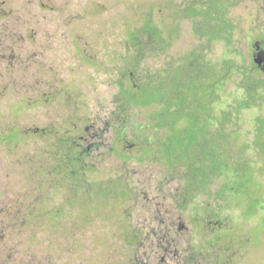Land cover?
<instances>
[{
  "label": "rangeland",
  "instance_id": "1",
  "mask_svg": "<svg viewBox=\"0 0 264 264\" xmlns=\"http://www.w3.org/2000/svg\"><path fill=\"white\" fill-rule=\"evenodd\" d=\"M260 5L264 0H0V264H130L135 253L128 242L134 235L125 225L140 229L150 215L161 218L162 210L175 208L177 191L186 185L183 173L188 168L167 166L165 160L183 161L180 155L186 150V157L194 161L190 170L201 184L213 171L206 131L196 144L185 148L179 142L181 130L189 134L187 140L191 142L196 131L211 123H228L225 129L229 138L223 133L225 146L218 147L225 182L238 192L248 187L258 205L251 209L256 200L246 198H240V204L227 202L225 213L231 215L233 227H217L213 232L208 220L200 219L197 227L192 209L210 204L207 209L200 208L201 214H219L215 203H226L213 193L223 178L210 183L206 193L196 191L191 209L185 213L178 209L188 226L176 235L181 247L179 258L187 257L192 245L199 264L211 261L215 252L221 254L226 248H231L238 264H264V89L260 90L263 99H258L245 87L253 89L259 77L251 68V49ZM180 6L187 7L185 13ZM226 13L234 22L231 38H224L222 33ZM147 17L162 29L167 42L159 49L156 41L142 34L149 53L140 66L174 71L163 79L159 91L178 109L172 116V127L168 126L174 133L171 140L158 143L161 158L143 159L133 149L132 159L126 163L120 154L109 151L116 131L111 129L103 134L98 169L87 173V183L69 171L71 157L67 153L71 147L65 140L27 160L49 144L40 129L49 125L64 129L60 121L72 115L76 94L79 118L95 129H104L106 115L119 104L116 82L129 50V34ZM261 20L264 23V13ZM227 48L236 51L232 57L240 67L236 69L239 75L232 74L229 80L222 65L229 54ZM135 80L139 82V77ZM125 83L132 84L128 77ZM65 86H71L69 93L48 102V94ZM126 94L122 101H126ZM31 100L37 104L31 105ZM198 110L200 117L194 114ZM147 111L132 107L128 112L134 124H145L148 119L153 125L154 112L145 115ZM14 133L19 136L16 142L12 141ZM167 133L164 129L157 135ZM134 139L128 132L127 139L116 145L126 151ZM168 146L173 154L166 157ZM144 150L151 155L147 147ZM202 153L207 156L200 158ZM44 156L55 165V171L69 174L67 181L76 182L73 189L78 192H71L74 190L67 182L57 193H49L48 207L68 202L62 219L54 222L51 213L41 215L36 219L40 226L48 223L46 228L36 230L33 224L21 231L11 214L44 194L39 188V174L27 167L30 162L39 168ZM120 179L132 194L131 200L122 204L116 184L102 188ZM148 198L161 203L154 206ZM243 214L253 216L245 218ZM144 240L143 235L141 242ZM144 245L142 242L141 247ZM137 251L143 259L144 249ZM169 264H174L173 260Z\"/></svg>",
  "mask_w": 264,
  "mask_h": 264
},
{
  "label": "flooded vegetation",
  "instance_id": "2",
  "mask_svg": "<svg viewBox=\"0 0 264 264\" xmlns=\"http://www.w3.org/2000/svg\"><path fill=\"white\" fill-rule=\"evenodd\" d=\"M196 6L197 5L194 4V7ZM263 13H264V5H260L257 8L258 30L252 41V49H251L252 60H253V64L251 68H252V71L254 73H257L259 76L258 79L256 78L254 82L252 94L254 95L255 98H258V99H263V96H264V95L262 96V93H260V90L264 89V79L262 78V76L264 75V23L261 20V15H263ZM226 15L227 13L225 14V25L228 22L227 21L228 17ZM230 24H234V22L231 19H230ZM198 28L199 26L196 27V29ZM158 32H159V37L158 39H156V42L158 43V47L160 49L164 47L167 40L163 38L162 29L158 28ZM142 34H147V33H145L144 31L137 32V35L139 37H142ZM223 37L226 38V35ZM206 50H207V47H206ZM206 50H205V54L207 53ZM225 76H226V73H225ZM121 77H119L118 81L116 82L119 89L123 88L121 83H125V78H121ZM121 80L123 82H121ZM136 83L138 82L136 81ZM70 88L71 86L70 87L65 86L63 87V89L54 91V94L53 92L51 94H48L49 95L48 102L50 100H54L55 98H60L62 93L64 94H66L67 92L69 93L68 90ZM77 100H78V95L76 94L74 107L72 108V115L60 121V124L62 125V127L64 126V129L62 131L57 129L56 125L55 126L49 125L45 128L40 129V131L42 132V135L48 137L49 144L46 147V149L37 151L36 154L27 157V160L33 159V157H35L38 154H41V153L45 154L47 150H49L52 147V145L59 146L58 145L60 143L59 141L65 140L66 142H69V145L71 147L70 152L67 153L71 157L70 164H72L73 162L77 164L76 167L78 168L79 172H82L84 168H86V170L88 171H96L98 169L97 162L99 161V158H98L99 149L103 147V144H104L103 134H106V132H108V130H111V129H113L114 131L115 128L113 127V124L115 123V120H114L115 117L119 116V119H122L126 117V114H128L131 124L137 125V123L134 124L131 120L132 113L131 112L126 113L125 111H123L122 108H120V104H118L117 107H114L106 115L105 122H104L105 124L104 129H101V130L95 129V125H89L83 120L82 117L79 118L77 112L80 110V108H78L79 102ZM33 103H35L34 105L37 104L36 101L31 100L30 104L33 105ZM150 111L153 112L152 110L148 109L145 115ZM156 113H157V118L155 119L156 122H154L153 125H151L149 120L146 119L145 117L146 123L141 124L143 126L142 131L137 133L133 128L129 129V132L133 135V138H135L131 142L132 145L129 146L130 148L127 147L126 151H121L120 149H118V146L116 145V140H117L116 134L114 133V138L112 141L113 143L109 146V151L117 152L118 154H120V156L124 159L126 163H128L129 160L132 159L131 150L133 149H136L139 152L140 155L137 157L144 155L147 159L148 158L149 159L159 158L160 156L157 155V153L159 152L158 143H160L161 140L167 141L169 133H167L165 136H161V134L157 135V133L161 130H164V128L157 129L155 127L160 126L161 124L164 125V123L168 121L172 124L173 119H174V117L172 116L178 113V109L176 108V106L172 105V111L169 115V113H167L164 110V108H162V104H161V106L158 108ZM167 116H170V117L168 118ZM38 131H39L38 129L35 130V133H37ZM12 135L13 136L15 135L14 138H16V140L14 141L16 142L17 139L19 138L18 134L14 133ZM126 139H127V136L124 138V140ZM144 147L148 148V151L151 154L150 156L148 152L144 150ZM45 157L46 156H44L43 161H40V165L45 166V167H50L51 162H48L47 160H45ZM73 158H75L74 161H72ZM91 158L94 159V161H91ZM165 162L167 163V166L173 167L171 165V162L166 161V160ZM27 165H29V168H31L35 173L36 171H39V168H34V165H30V162ZM111 183L109 184L111 185ZM177 192L178 193L175 199L176 203H174L175 208L173 207L171 211L162 210L161 218H159V215H156V216L150 215V217L147 219L149 220L148 223H146L144 227L140 229L139 228L131 229L129 223L125 225L126 231L130 229L134 235V240L131 243H129L127 239V242L129 244L128 247L130 251L131 252L133 251L135 253L134 258L130 260V264H169L171 260H173L174 264H199L198 261L196 262L195 260V258H197L194 255L195 254L194 252H196V250L193 248L192 245L188 246L187 257L179 258L178 252L181 247L179 245L180 244L179 241L176 239V235L180 234V232L184 231V229H186L188 226L184 221L180 219L181 215L183 214L179 215L178 211L181 210V212L185 213V211L190 210L191 205L195 204L196 199L189 198L186 194L185 195L181 194L180 190H178ZM129 193H130V196L126 199V201L131 200V196H132L131 190L129 191ZM147 200L154 206L160 205L161 203V201L157 199H153V198H148ZM223 201L226 204H223L221 206H216V209H215L219 211V214L217 212H214L212 215L209 213L207 214V212H205V214L202 215L200 212V208L207 209V207L211 206L210 204L209 206L207 204H204L202 205V207L200 206L198 207L194 205V209H192L193 211L192 216L196 218L195 221H198L197 222L198 228L200 226L199 225L200 219L208 220L212 224V227L214 229L213 232L215 231V228L217 227H220V228H224V227L232 228L233 227L232 226L233 224L229 223L231 220L230 218L231 215H228L225 213L228 200L226 198V199H223ZM162 203H165V201L164 202L162 201ZM235 217L239 220V218L236 215ZM217 234H220V233H217ZM143 235L145 237V240L142 242L145 243V245L141 247V244H142L141 237ZM221 235L223 234H220V236ZM217 239L218 237L215 238V240ZM138 249H144L145 256L143 259L139 257V254L137 251ZM173 257H175L176 260ZM236 259H237V256L234 257L231 254V248H226L222 250L221 254L215 252L211 261L205 262V263L202 262V263L203 264H238V262H236L237 261Z\"/></svg>",
  "mask_w": 264,
  "mask_h": 264
},
{
  "label": "trees",
  "instance_id": "3",
  "mask_svg": "<svg viewBox=\"0 0 264 264\" xmlns=\"http://www.w3.org/2000/svg\"><path fill=\"white\" fill-rule=\"evenodd\" d=\"M193 7H194V4H193ZM179 9L181 12L183 11L185 13L184 10H186L187 7L180 6ZM227 21L228 22L226 23V27L224 30H222V33L225 32L226 38H231L233 30H234V24H230L229 18L227 19ZM143 23L144 25L140 29L139 28H137L138 30L132 29L131 30L132 33H130L129 35V40H128L129 50L124 55L126 59L124 61V66L121 71V76H122L121 78L128 77L130 81L132 82V84L127 85L126 83H121L123 88L119 89L118 103L120 104V108H122L123 111H125L126 113L132 107H135L138 109L148 108L152 110L153 112H155L154 114L151 115V118L156 119L157 118L156 111L161 106V104H162V108H164V110L167 113H169V115L172 111L173 104L169 102L167 103L165 101V97L163 93L159 91V89H161V86H163V82H164L163 79L167 77H171L174 74V71L172 73L168 72V69H167L168 67L164 69H158L155 71H152V69L141 68L140 62H142L146 58V56L149 53V49L146 46V41H143L141 39L142 37H139L137 35V32L144 31L145 33L148 34L149 38L154 41H156V39H158L159 37L158 27L153 23V19L151 17H147ZM130 48L133 49V51H131ZM227 50L229 51V54L223 59L224 61H222V65L224 67L226 77L229 80L232 77V74H237L236 69L240 70V67L237 64V61L235 60V58L232 57V54L236 56V53L232 52L233 50L231 49H227ZM224 63H226V67ZM182 69L183 68H180V70ZM163 71L166 74H163ZM243 73H248V72L244 71ZM249 75H250V72H249ZM138 77H139V82L136 83L135 78H138ZM121 82L123 81L121 80ZM245 87L247 91L253 90L251 89V87H247V85H245ZM125 91L127 92L126 95L128 97L126 96V101H122V96H124ZM212 113L214 114L213 110H212ZM194 114L196 117L201 116V113L199 110L196 111ZM167 117L169 118L170 116H167ZM114 120H115V123L113 125L115 126V129H116L115 131L116 139H117L116 144H119L121 143V141H124V138L127 136V133L129 132L130 128H133L137 133H139L143 129V126L141 124H138V123L137 125L131 124L128 114H126V117L122 119H119V116H116ZM165 123L164 125L161 124L160 126H156L155 128L166 129L169 133L167 139L171 140L172 135L174 134L173 132H170L168 130L169 129L168 126L172 127L171 123L169 121ZM227 125L228 123H223V124L211 123L209 126H202L198 131H196L195 136L192 137L194 139L191 142H188L187 140V137H189L188 136L189 134H186L185 132H183V130H181L180 132L181 139L179 140V142H180V145H182L185 148L189 146V144L191 143L196 144L201 134L206 131V134L209 135L208 139L210 141V147L207 149V152H208L207 154L208 156L211 157V164L213 165V168H214L210 174L206 175L203 183L201 184L200 180L198 178L196 179V175L192 173L190 170L191 169L190 167L194 165V161L189 159L193 157H190V156L186 157V154H187L186 150L184 151L183 154L180 155L183 161L185 160V158H188L187 160L184 161L185 163H183V161L181 160H178L177 162L170 161L172 166L174 165V166H180L182 168L183 167L188 168V171L185 172L184 170V173H183V179H185L186 185L180 190L181 194H184V195L186 194L189 198H195L196 191L200 190L206 193L210 183L214 182L216 178L217 179L223 178V181L221 182L219 188L216 190V192L213 193V195H216L219 200H223L227 198L228 202L231 201L234 203L235 201V203L240 204V198H246V200L248 201L252 200L253 202L254 197L248 187H244L243 189H240V192H238L239 189H237L234 185H228L229 183L225 182V179H224L225 173L222 170L224 166L222 167L220 166L223 164V162L221 159H219L220 157H222V154L219 153L220 149L218 147L220 146V148L222 147L224 148L225 146L224 140H223L224 134L226 138H229L227 131H225L226 130L225 126ZM216 134H220V136H217ZM13 139L16 140V138H13ZM166 153H167L166 157L172 156L173 150L170 149V147L168 146L166 148ZM206 156L207 155L205 153H202L200 158L201 157L203 158ZM141 157L143 159L146 158L144 155H142ZM45 160H47L48 162H51L50 167H45L41 165L39 167V171H36V173L39 174V177H40V181H39L40 187L39 188H41L44 194L41 195L39 199L36 198L34 202L31 201L30 203L23 204L17 212H15L14 214H11L14 216L12 220L13 224L15 225V227L19 228L21 231H25L29 229L31 225L33 224L37 225L36 230H43L44 228L47 227L46 224L48 223L44 224L43 226H40V223L36 218L41 215L45 216L48 213L52 214L55 220L54 222H59V220H61L63 216L62 212H63L64 206H66L68 203L66 202V204L65 203L59 204L57 206H53L52 208L46 205L48 201L50 200L48 198V194L57 193L60 189L63 188L64 183H67L68 182L67 180L70 178L68 176L69 174L64 171H55L54 170L55 165H53L52 161L49 158ZM74 160L75 158L72 159V161ZM219 160L221 161V163L219 162ZM225 165L229 166L230 164L228 165L226 163ZM69 166H70L69 171H71L72 174L78 177L77 180L79 181L84 180L87 183V176H88L87 173L89 171L86 170V168H84L82 172H79L78 168L76 167L77 164H75L74 162L70 164ZM27 167H29V165H27ZM68 183L70 184V190L73 189V187L77 188L75 187V185H77L76 182L71 181V183L70 182ZM114 184H116V186L120 188V192H119V195L121 197L120 204H122L130 196V193H129L130 188L128 186H125L124 181L122 179L113 181V183H111V185H114ZM111 185L110 184L105 185L102 188L108 189ZM98 188H100V186H98ZM50 189H51V192H49ZM71 192L75 193L78 191L74 190ZM54 196L56 195H53L52 197ZM255 200H254L255 202H253L252 204L251 209H253L254 207H257L258 205L257 203L258 199H255ZM215 204H217V206L223 205V203L221 202L219 203L216 202ZM71 210H73L72 207H71ZM243 215L245 218H249L253 216V215L251 216L247 214H243Z\"/></svg>",
  "mask_w": 264,
  "mask_h": 264
}]
</instances>
